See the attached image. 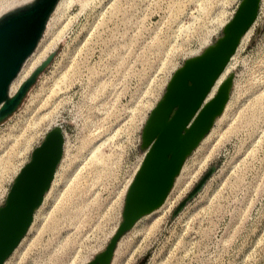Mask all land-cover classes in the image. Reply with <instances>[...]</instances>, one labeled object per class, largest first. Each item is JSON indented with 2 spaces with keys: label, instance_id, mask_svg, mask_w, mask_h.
Masks as SVG:
<instances>
[{
  "label": "rangeland",
  "instance_id": "374dc122",
  "mask_svg": "<svg viewBox=\"0 0 264 264\" xmlns=\"http://www.w3.org/2000/svg\"><path fill=\"white\" fill-rule=\"evenodd\" d=\"M26 1L0 0V15ZM241 1L64 0L40 45L55 58L0 123V207L48 131L64 135L54 187L7 264H264V0L225 74V114L187 155L163 212L117 236L152 109Z\"/></svg>",
  "mask_w": 264,
  "mask_h": 264
},
{
  "label": "water",
  "instance_id": "95a60500",
  "mask_svg": "<svg viewBox=\"0 0 264 264\" xmlns=\"http://www.w3.org/2000/svg\"><path fill=\"white\" fill-rule=\"evenodd\" d=\"M59 1L30 0L0 16V123L17 111L56 56L57 50L52 51L19 89L11 93L13 81L37 48ZM258 6L259 0H244L225 29L224 37L200 57L187 60L172 79L163 101L151 113L145 136L154 142L128 192L124 221L117 236L163 202L187 155L222 112L228 99V82L221 85L217 95L205 106L204 100L236 51L241 37L254 22ZM63 146V133L52 130L35 148L0 207L2 264L26 234L35 210L52 183ZM211 174L212 169L190 196L200 190Z\"/></svg>",
  "mask_w": 264,
  "mask_h": 264
},
{
  "label": "bare ground",
  "instance_id": "6f19581e",
  "mask_svg": "<svg viewBox=\"0 0 264 264\" xmlns=\"http://www.w3.org/2000/svg\"><path fill=\"white\" fill-rule=\"evenodd\" d=\"M28 1H30V0H28ZM28 1H26V2H28ZM260 1H261V0H259V5H260ZM26 2H23V3H26ZM63 2H64V0H60V1H59L58 5L56 6L55 11H56L57 9H59V8L62 6ZM243 2H244V0H242V1L240 2V4L238 5V7H239ZM23 3H21V4H23ZM21 4H19V5H21ZM19 5H16V6H19ZM16 6H15V7H16ZM238 7H237L236 10L234 11V14H232L231 19L228 20V21H226V22H224V24H225V29L227 28L228 24L232 21L233 17L235 16ZM258 7H259V6H258ZM13 8H14V7H13ZM13 8H10V9H13ZM10 9H9V10H10ZM7 11H8V10H7ZM55 11L53 12V14L55 13ZM4 13H5V12H4ZM53 14H52V16H53ZM1 15H2V14H1ZM1 15H0V16H1ZM52 16H51V18H52ZM51 18H50V20H51ZM50 20H49V22H50ZM49 22H48V25H49ZM48 25H47V28H48ZM222 25H223V24H222ZM254 26H255V20H254V22L252 23V25L250 26V28H249V29L243 34V36L241 37V39H240V41H239V44H238V46H237L236 51L232 54L230 60H229L228 63L226 64L224 70L220 73V75L217 77V79L215 80L214 84L212 85L211 89L209 90V92H208V94H207V96H206V98H205V100H204L203 106H205L207 103H209V102H210V101H211V100L217 95V93H218V91H219V89H220V87H221V85H222V83H223V81H224L225 74H226V72L229 71L228 68L230 67V65H232L231 63L233 62L232 60L234 59V56L236 55V53H237V51L239 50L240 46H241V45H242V44H243V43L249 38L250 34L252 33V30L254 29ZM47 28H46V30H47ZM45 32H46V31H45ZM44 34H45V33H44ZM224 35H225V34H224ZM43 37H44V35H43ZM43 37H42V39H43ZM223 37H224V36H223ZM223 37H221L220 39H222ZM42 39H41V40H42ZM220 39H219L218 41H220ZM41 40H40V42H39L37 48L35 49V51L32 53V55H31V56L27 59V61L25 62L24 66H23L22 70L20 71L19 75L17 76V78L13 81V83H12V87H11V93H12V94L15 93V92L19 89V87L21 86V84H22V83H23V82H24V81H25V80H26V79L32 74V72L36 69V67H37L38 65H40V64L42 63V61H43V60H44V59H45V58H46V57L52 52V51H51V52L47 55V53H48L47 49H43L42 47L40 48ZM42 41H43V40H42ZM217 43H218V42H217ZM217 43L214 44V45H211L207 50H210V49L214 48V47L217 45ZM205 45H206V44H205ZM207 50H205L204 52H206ZM204 52H203V53H204ZM203 53L198 54V55H195V56H193L192 58H190L189 60H191V59H196V58L200 57ZM183 66H184V65H183ZM183 66L180 67V68H178V69L174 72V74L172 75L170 81L168 82V86L170 85V83H171L172 79L174 78V76L176 75V73H177L178 71H180V70L183 68ZM227 70H228V71H227ZM227 75H228V74H227ZM226 77H227V76H226ZM164 97H165V96H164ZM164 97L159 101V103H160L161 101H163ZM229 101H230V100H229ZM229 101L225 103V105H224V107H223V109H222V112H224V111L226 110ZM159 103H158V104L152 109V112H153V110L159 105ZM203 106H202V107H203ZM222 112H221V113H222ZM224 114H225V112H224ZM213 124H214V123H213ZM216 125H217V124H216ZM212 126H213V125H212ZM212 126H211L210 129H212ZM213 128H214V127H213ZM210 129H209V130H210ZM52 130H57V131H61V132H62L61 127H60L59 125H56L55 127H53L52 129H50V130L48 131V133H47L46 136L44 137L43 141L46 139V137L49 135V133H50ZM205 135H206V134H205ZM205 135L201 138V140H200V142L197 144V146L200 145V143H202V141L204 140ZM207 138H208V137H207ZM43 141H42V142H43ZM42 142H41V143H42ZM153 142H154V140L149 139V147H148L147 150L145 151L143 158H141V162H140L139 166L136 168V171H134V173H133L131 179H130V180L128 181V183H127V188H126V189H128V191H127V195H128V192H129V190H130L132 184L134 183V180H135V178H136V175L138 174L139 170L141 169V167H142V165H143V162H144V159H145V157H146V154H147V152L149 151V149L151 148ZM41 143H40V144H41ZM40 144H39V145H40ZM39 145H38V146H39ZM38 146H37V147H38ZM35 148H36V147H35ZM35 148H34V150H35ZM34 150H33V151H34ZM61 159H62V158H61ZM25 164H26V163L22 164L20 167L17 168L16 173H15V176H14V181L16 180L17 176L19 175L21 169L24 167ZM184 167H185V163H183V165H182V167L180 168L179 172L182 171V170L184 169ZM183 172H184V171H183ZM55 177H56V171H55V174H54V178H53V180H52V183H51L50 187L46 190V193H45V195H44V198H43L41 204L37 207V209H36L35 212H34L33 220H32V222H31V224H30V226H29V228H28L26 234H25L24 237L21 239V241L19 242V244L16 246V248L14 249V251L12 252V254H13V253H14V252H15V251L21 246V244L23 243V241H24L25 238H26V235L29 234V232L33 229V227H34V225H35V223H36V220H37V218H38L37 212L43 208V206H44V204H45V202H46V199H47V196H46V195H48V194L51 192V190L53 189V187H54V180H56ZM13 183H14V182H13ZM55 184H56V181H55ZM8 193H9V192H8ZM169 196H170V190H169L167 196L165 197V199L163 200V202H162L159 206H157V207L154 208L153 210H151V211L145 213L144 215H147V214H148V215H149V214H150V215H152V214L154 215V214L159 213V212H161V211L163 212L164 206L166 205ZM166 206H167V205H166ZM38 213H39V212H38ZM144 215H143V216H144ZM141 217H142V216H141ZM145 217H146V216H145ZM142 218H143V217H142ZM139 219L141 220V218H139ZM137 221H138V220H137ZM9 257H10V256H9ZM9 257L5 260L4 264H7V261H8V259H9Z\"/></svg>",
  "mask_w": 264,
  "mask_h": 264
},
{
  "label": "snow or ice",
  "instance_id": "6c2138e0",
  "mask_svg": "<svg viewBox=\"0 0 264 264\" xmlns=\"http://www.w3.org/2000/svg\"><path fill=\"white\" fill-rule=\"evenodd\" d=\"M0 264H2V261H0Z\"/></svg>",
  "mask_w": 264,
  "mask_h": 264
}]
</instances>
